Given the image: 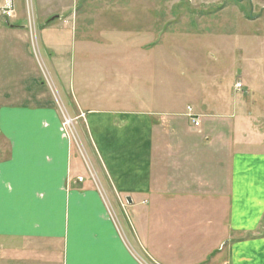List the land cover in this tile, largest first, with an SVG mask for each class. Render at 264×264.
Segmentation results:
<instances>
[{"label": "crops", "instance_id": "0c3cea01", "mask_svg": "<svg viewBox=\"0 0 264 264\" xmlns=\"http://www.w3.org/2000/svg\"><path fill=\"white\" fill-rule=\"evenodd\" d=\"M12 1L0 32L25 41L0 44L11 52L0 65V264H264V140L248 116L262 92L233 100L211 77L160 99L158 12L35 0L19 25ZM33 30L58 97L84 120L98 181L41 79Z\"/></svg>", "mask_w": 264, "mask_h": 264}, {"label": "rangeland", "instance_id": "374dc122", "mask_svg": "<svg viewBox=\"0 0 264 264\" xmlns=\"http://www.w3.org/2000/svg\"><path fill=\"white\" fill-rule=\"evenodd\" d=\"M34 4L35 0L17 1L16 16L20 18L19 25L27 22L28 14L34 9ZM78 5L80 10L90 11L149 10L159 13L157 20L159 21L161 44L156 52L160 58L158 67L160 79L159 92L156 91L155 95H158L160 99L170 98L173 92L181 93L186 97V91H181L183 89H177L175 86L186 88L187 85L193 92H196L198 86L208 85L207 80L211 77L217 78L219 86L223 88L226 95L230 96V99H243L245 95L244 100L248 101L246 96H251L256 91L264 95V10L261 9L264 0H77V2L71 0V7L78 9ZM29 21L34 24L32 15ZM1 25L6 27L5 24ZM80 33L81 31L78 37ZM4 35L7 34L0 32V44L3 45L9 46L14 41L17 43L25 41L24 36L18 34L16 35L20 38L17 40L13 38L14 34H9V38H5ZM239 36L247 38L254 36L255 40L239 42L237 41ZM28 40L30 47H33L34 59L37 61L41 79L46 89H49L54 96L62 122L65 116L73 120L71 129H69L72 131H69L70 138H68L72 141L74 152L85 161V169L89 168L88 172L92 180L98 181L97 175L100 169L94 160L93 162L89 160V157H94V153L87 138L84 120L81 114L70 112L59 98L44 53L39 49L38 38L34 30L31 37L28 35ZM172 43L175 47L169 49ZM238 45L240 47L244 45L245 48L239 49ZM10 53L9 49L0 50V65L4 63L3 54L10 55ZM169 55L177 61L182 60L180 66L171 64L172 60L167 58ZM128 66L132 67V63ZM176 75L181 84L173 83V76ZM137 81L129 85L136 86ZM237 83L245 86L238 93L235 91ZM170 86L175 87L176 91ZM203 87L205 88V85ZM140 88L141 86L136 90L132 89L131 95L137 94ZM154 88L156 90L155 82ZM257 100H255V113H250L248 116L252 118L250 121L253 122L257 135L264 140V99ZM111 205L113 206V203ZM109 208L111 216L116 220L119 211L114 210V206ZM145 264L149 263L145 261Z\"/></svg>", "mask_w": 264, "mask_h": 264}, {"label": "built area", "instance_id": "2783aa9c", "mask_svg": "<svg viewBox=\"0 0 264 264\" xmlns=\"http://www.w3.org/2000/svg\"><path fill=\"white\" fill-rule=\"evenodd\" d=\"M14 12V5H13V1L12 0H6V2L4 4L0 3V17H7L8 15L12 14ZM236 88L237 89H242V84L241 83H237L236 84ZM188 117L193 121L194 125L196 127H198L200 125L199 119L198 117L193 113L192 108H188ZM73 123V120L69 117H64V122H63V128L67 134V136L70 138V132L72 130L70 126ZM145 264V263H143Z\"/></svg>", "mask_w": 264, "mask_h": 264}]
</instances>
